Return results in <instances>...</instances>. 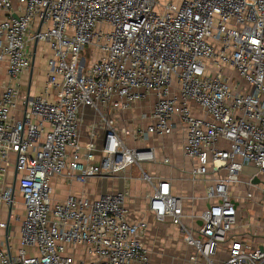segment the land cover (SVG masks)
I'll return each instance as SVG.
<instances>
[{
	"label": "built area",
	"instance_id": "2783aa9c",
	"mask_svg": "<svg viewBox=\"0 0 264 264\" xmlns=\"http://www.w3.org/2000/svg\"><path fill=\"white\" fill-rule=\"evenodd\" d=\"M0 12L8 75L0 213L9 207L0 228L18 219L21 236L16 251L0 246V264H156L142 240L147 222L129 220L132 176L120 174L132 167L153 187L149 211L177 225L195 249L192 264H264L263 246L231 237L241 210L231 188L245 182L246 168L254 170L247 183L264 196V181L254 182L264 174V0H0ZM40 44L49 48L43 91L23 93ZM87 46L102 55L88 63ZM151 96L150 112L119 126L118 113ZM180 128L183 154L195 160L190 174L210 180L205 196L214 200L191 215L168 179L144 171L157 161L155 148L126 142ZM114 175L124 184L117 192L55 196L54 180ZM18 194L24 218L15 211ZM253 197L251 190L245 200Z\"/></svg>",
	"mask_w": 264,
	"mask_h": 264
},
{
	"label": "crops",
	"instance_id": "0c3cea01",
	"mask_svg": "<svg viewBox=\"0 0 264 264\" xmlns=\"http://www.w3.org/2000/svg\"><path fill=\"white\" fill-rule=\"evenodd\" d=\"M5 17V12H0V20ZM49 51V48L47 45H41L39 48H37L36 56L34 58V69L30 70L29 72H26L23 75V81H22V92L23 93H30L31 95H37L43 91L45 81H46V59H47V53ZM38 57L41 59V63L36 66V62ZM36 72L38 77V87L37 90L33 91V76ZM8 80L7 75V61L3 60L0 61V96L3 91V85ZM155 101V97L151 96L150 99L147 101L138 103L130 110H127L125 112H120L117 114V119L120 127L125 126H131L134 124V122L138 121L139 115L142 112H150L153 103ZM199 111V110H198ZM22 112V109H18L15 111L16 115L20 116ZM200 112V111H199ZM91 113V111H89ZM140 113V114H139ZM201 113V112H200ZM137 114H139L137 116ZM151 121V120H150ZM88 122L86 121V124ZM148 121H145L144 124H147ZM86 126L84 131L86 132ZM175 143L178 146L177 155H166L164 154L166 151H158L157 148H155L157 161L155 162L157 165L158 163L162 166H154L153 163H143L142 167L144 171H146L149 175L154 177V181L158 182L161 179H168L171 182L172 190L174 193H176L179 196H182L185 198V213L187 215H191L199 210L205 209L209 206L211 202H213V199H207L206 198V187L210 183V180H207L206 178L198 177L196 179H193L191 176V170L193 169L195 160L193 158L186 157L183 154V142H184V131L182 128L177 130L175 132ZM153 136V135H151ZM159 136V135H158ZM169 136V135H166ZM126 142L131 146H142L143 141H135L133 139H127ZM171 152V151H170ZM169 158V163H164V159ZM99 159V158H98ZM149 169V171L147 170ZM137 169L132 167L128 168L126 171H123L120 175L123 176H132L130 179L127 187L129 189L130 195L127 199V208L129 210V220L131 222H139V221H145L148 224V227L146 231L143 234L142 240L147 246L150 257L152 261L156 264H192L189 261V257L195 253V249L191 246H189L183 238V234L180 230V228L173 224L169 219L166 222H158L154 215L149 211L148 205H149V195L151 193H147L145 195L142 194V185L139 181L136 180H143L138 179L136 176H138V173L136 171ZM150 172V173H149ZM245 175L243 176V179L245 180V183H241L245 185L247 191L241 195L240 189L238 185L232 186V194L237 198V200L240 201V199L244 200V198L247 196V193L249 191H253L254 197L250 200L246 199L244 202H241V209L242 205L248 204L249 210H251L254 213V217L251 216L248 218L249 222L245 223L243 228L240 229V232H236L234 229L236 226L240 225V222L244 220L243 217L240 216L239 210V218L237 221V225L234 227L233 231L231 232V237L234 238H250L251 242H253L255 245L263 246L264 247V228L262 229L260 223L262 221L261 216L264 212V196L259 193L257 189L249 185L247 182L249 181V174L253 173V168H246L245 169ZM223 174V172L217 173ZM15 173L13 169L8 174V182H12L15 179ZM215 176V175H214ZM117 177L119 179V182L117 180L111 181V178ZM213 177V176H212ZM98 179H102V193H107L106 190L110 189L113 192H117L119 190H122L124 187L122 179L114 175L113 177L108 178H93V182H98ZM132 180H135V182H132ZM260 180L264 181V174L259 175V182ZM145 181V180H143ZM54 183H59L57 180L53 181ZM113 182V183H112ZM78 183V184H75ZM87 183H79L77 181H73L71 183V186L78 185L81 186L80 190H77L76 192H72L70 194H76L85 198L89 199H96L97 197H89L85 194V188L87 186ZM63 184V183H62ZM74 185V186H75ZM58 194H55L56 198L60 200H64L68 195H64L63 192ZM20 197L19 205L24 211L23 218L25 216V207L22 202L21 196ZM18 206V205H17ZM20 214V213H19ZM9 216V207L4 205L2 208V211L0 213V220H8ZM21 216V215H20ZM185 222L187 225L193 226L194 228H197L199 224H201L200 221H197L195 219H191L186 217ZM15 223L14 226H11ZM12 229V230H11ZM18 229L19 232V244H15L12 242V239L10 237L13 230ZM149 233H152V236L156 241L154 242V245L149 244L146 241L147 235ZM157 244V245H155ZM0 246H4V248H10L12 251H16L21 246V236H20V220L12 218L8 224L7 228H0ZM227 246V244H225ZM225 247L220 249V252H224Z\"/></svg>",
	"mask_w": 264,
	"mask_h": 264
},
{
	"label": "rangeland",
	"instance_id": "374dc122",
	"mask_svg": "<svg viewBox=\"0 0 264 264\" xmlns=\"http://www.w3.org/2000/svg\"><path fill=\"white\" fill-rule=\"evenodd\" d=\"M101 55H102V53L100 51L94 50V48H92L90 46L85 47V49L82 52V56L86 58L88 63H90V62H92L94 60H97ZM40 59L41 58L38 57L37 62H36V66H38L41 63ZM33 84H34V87H33L32 92L37 90V87L39 85L38 77H37L36 72L34 73V76H33ZM139 114H137V116ZM175 135H176L175 132L172 133L169 136L153 135V136L149 137L148 139L144 140L143 144H144V146L155 147V148L158 149V151L165 150L166 152L164 154H166V155H168V154L170 155L171 154L173 156H176L177 155L176 151L178 150V146L175 143ZM153 165L154 166H159V167L162 166L163 167V165H160L159 163H158V165L156 163H154ZM147 170L149 171L148 168H147ZM136 171L138 173V170H136ZM113 179L117 180V182H119V179L117 177L111 178L110 180L113 181ZM136 181H139L141 183V185H142V194L143 195H145L147 193H151V191L153 190V187L151 186V184L149 182L143 181V180H136ZM132 182H135V180H132L131 183ZM242 183H245V182H242ZM75 184H78V183H75ZM74 185L71 186L70 183H63L62 184V182L53 183V186H54V189H55V193L58 194L57 196H59L61 192H63L64 195H68V194H70L72 192H76L77 190H80L81 186H78V185L74 186ZM239 189H240L241 195H243L247 191L245 185H243V184H240ZM102 190H103L102 189V179H98V182H93L92 179H90L88 181V183H87L86 188H85V194L87 196H89V197H97L100 194H102V192H103ZM106 192L111 193L113 191L108 189V190H106ZM17 201L19 203V201H20V197L19 196H17ZM240 201L244 202L245 198H244V200L240 199ZM248 208H249L248 204L242 205V209L240 211V216L243 217L244 220H242L240 222L239 226L235 227L234 230L236 232H240V229L243 228L242 225H244L245 223L249 222L248 218L250 216L252 218L254 217V213L251 210H249ZM15 211L17 213H20L21 218H23L24 211L22 210V208L20 207L19 204L15 208ZM261 219H262V221H261L260 225H261V227L263 229L264 228V212L262 213ZM14 225H15V223L13 225H11V226H14ZM10 237L12 239V242H14L15 244H19L20 243L18 229L13 230L11 235H10ZM146 241L149 244H151V245L153 244L154 245V242L156 241V239H154V237L152 236V233L151 234L149 233V235H147V237H146ZM155 245H157V244H155Z\"/></svg>",
	"mask_w": 264,
	"mask_h": 264
},
{
	"label": "water",
	"instance_id": "95a60500",
	"mask_svg": "<svg viewBox=\"0 0 264 264\" xmlns=\"http://www.w3.org/2000/svg\"><path fill=\"white\" fill-rule=\"evenodd\" d=\"M254 182H255V183L259 182V179H258V178H255V179H254Z\"/></svg>",
	"mask_w": 264,
	"mask_h": 264
}]
</instances>
